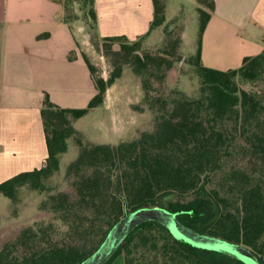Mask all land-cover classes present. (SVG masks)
Segmentation results:
<instances>
[{
  "label": "trees",
  "instance_id": "16d2710c",
  "mask_svg": "<svg viewBox=\"0 0 264 264\" xmlns=\"http://www.w3.org/2000/svg\"><path fill=\"white\" fill-rule=\"evenodd\" d=\"M198 1L201 22L195 54L185 59L179 50L185 15L178 11L165 23L166 0H153L150 30L139 38L99 36L94 30L112 69L107 78L97 76L95 65L83 54L96 88L86 107H61L45 95L41 116L46 163L2 181L0 194L16 199L24 185L44 188L45 180L60 169V155L68 150L71 137L80 147L67 167L73 191L50 195L43 205L53 219L38 229L27 226L5 241L0 246V264H77L98 248L115 222L146 204L179 211V219L194 229L246 245L264 264V49L245 56L238 68L206 66L203 35L215 3ZM91 2L94 29L97 17ZM162 25L163 46L142 50L143 38ZM184 60L201 77L197 95L167 84L175 62ZM125 65L143 79L154 129L116 144L85 143L74 121L104 103ZM188 195L209 197L218 206L216 217L201 221V209L186 210L166 201ZM183 214L191 219H183ZM118 254L124 264H245L184 243L154 220L137 226L105 264Z\"/></svg>",
  "mask_w": 264,
  "mask_h": 264
},
{
  "label": "crops",
  "instance_id": "0c3cea01",
  "mask_svg": "<svg viewBox=\"0 0 264 264\" xmlns=\"http://www.w3.org/2000/svg\"><path fill=\"white\" fill-rule=\"evenodd\" d=\"M214 3L203 35L202 58L214 26L223 31L218 44L228 39L252 46L243 50L240 61L260 53L264 49V0ZM94 9V30L99 36L125 35L132 40L148 33L154 16L153 0H94ZM62 11L56 0H0V183L45 165L48 149L41 108L46 94L62 105L66 79H78L72 73L67 76L66 69L78 64L85 72V83L91 77L84 53L78 50V39L67 24L70 18L58 19ZM175 13L168 16L166 0L165 23ZM61 34L71 35L72 42L60 50L51 47L50 42Z\"/></svg>",
  "mask_w": 264,
  "mask_h": 264
},
{
  "label": "rangeland",
  "instance_id": "374dc122",
  "mask_svg": "<svg viewBox=\"0 0 264 264\" xmlns=\"http://www.w3.org/2000/svg\"><path fill=\"white\" fill-rule=\"evenodd\" d=\"M57 4L63 10L62 15H58V19L61 16L64 18L65 15L70 18L67 24L69 23L74 37L78 39V50L86 54L95 65L97 76L102 75L107 78L112 69V63L104 49L98 47V39L94 37L93 20L89 15V10L92 8L91 0H61V2L57 1ZM167 6L168 16L180 11L186 17V26L179 48L186 59L189 55L195 54L197 50L201 22L198 7L201 4L198 0H167ZM219 34L222 35L223 31L214 26L207 38L203 63L220 70L238 68L242 63L239 58L243 50L252 46L243 47L240 43L234 44L232 43L234 41L228 39L227 42L223 41L218 44ZM164 37L163 25L161 30H154L143 38L142 50L157 51L163 46ZM56 39V42L55 40L50 42V46L58 47V50L61 46L72 42L71 35L69 38L68 35L61 34ZM63 69L62 67L59 70ZM66 71L69 74L67 76L72 73V75H77L78 79L73 82L66 79L67 92L63 94L64 99H62L61 106L86 107L96 93L92 78L88 77V82L85 83V72L81 71L78 64L73 65L72 70L66 69ZM166 81L168 86L177 87L192 95H197L201 86V77L185 60L175 62L174 73L168 75ZM144 97L143 79L131 65H125L122 76L108 88L105 96L106 103L75 120L74 126L82 133L85 143L116 144L122 140L137 138L142 132L151 131L155 126L154 112ZM79 149L74 137L69 138L68 150L60 155V169L45 180L44 188L35 189L24 185L18 189L16 199L0 194V246L27 226H34L38 229L41 224H49L53 219V214L45 208L43 203L52 194L63 191L72 193L73 186L71 178L67 175V167L77 158ZM166 201L174 207L186 210L201 209V215L198 216L201 221L212 220L218 213V206L207 196H170ZM181 217L185 220L191 219L188 214H183ZM60 225L65 228L63 224ZM110 264H124L123 255H116Z\"/></svg>",
  "mask_w": 264,
  "mask_h": 264
},
{
  "label": "water",
  "instance_id": "95a60500",
  "mask_svg": "<svg viewBox=\"0 0 264 264\" xmlns=\"http://www.w3.org/2000/svg\"><path fill=\"white\" fill-rule=\"evenodd\" d=\"M178 214L179 211H173L165 206L149 204L131 210L113 224L98 248L77 264L107 263L137 226L151 220L161 223L176 239L191 246L224 253L245 264H261L259 258L246 245L202 233L181 221Z\"/></svg>",
  "mask_w": 264,
  "mask_h": 264
}]
</instances>
